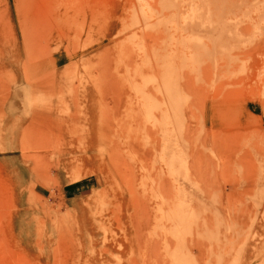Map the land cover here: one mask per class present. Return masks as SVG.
Instances as JSON below:
<instances>
[{
	"label": "rangeland",
	"instance_id": "1",
	"mask_svg": "<svg viewBox=\"0 0 264 264\" xmlns=\"http://www.w3.org/2000/svg\"><path fill=\"white\" fill-rule=\"evenodd\" d=\"M0 264H264V0H0Z\"/></svg>",
	"mask_w": 264,
	"mask_h": 264
}]
</instances>
